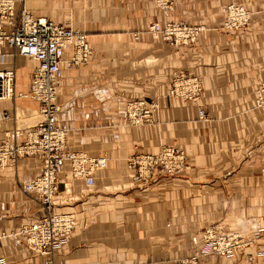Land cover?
<instances>
[{
  "label": "crops",
  "instance_id": "crops-1",
  "mask_svg": "<svg viewBox=\"0 0 264 264\" xmlns=\"http://www.w3.org/2000/svg\"><path fill=\"white\" fill-rule=\"evenodd\" d=\"M228 3L249 10L245 26L222 27ZM13 8L80 30L92 49L85 65L61 64L56 124L66 129L67 150L102 156L105 166L88 186L63 164L52 210L72 213L75 227L54 249V262L170 264L195 251L201 231L216 225L251 242L228 256L202 255L198 264H264V108L253 102L256 81L264 78V0H173L168 20L201 26L192 41L177 45L148 31L161 20L152 0H13ZM69 55L67 48L62 59ZM8 66L0 61V68ZM13 66L16 96L0 100V140L10 145L22 143L41 120L37 103L18 95L27 93L35 62L15 56ZM181 72L200 79L198 105L206 118L198 120L189 101L166 95L170 78ZM134 98L156 103L151 123L120 122V110ZM160 145L182 149L188 168L133 181L126 159ZM39 168L37 158L23 156L0 168L6 264L47 258L8 235L43 214L20 188Z\"/></svg>",
  "mask_w": 264,
  "mask_h": 264
},
{
  "label": "built area",
  "instance_id": "built-area-1",
  "mask_svg": "<svg viewBox=\"0 0 264 264\" xmlns=\"http://www.w3.org/2000/svg\"><path fill=\"white\" fill-rule=\"evenodd\" d=\"M160 13L161 20L152 22L148 31L170 45L192 41L201 26L168 20L173 0H152ZM224 29H239L249 20L248 9L233 3L223 6ZM136 39L137 34L132 36ZM6 48L5 52L3 49ZM70 55L63 60L65 49ZM92 54L86 35L68 24L54 23L43 17H35L24 8L17 12L13 0H0V61L9 66L0 68V100L12 99L15 71V56L35 62L29 76L28 91L18 94L34 100L41 120L25 133L20 144L10 145L8 139L0 140V168L15 163L19 157H35L40 162L38 172L20 184L22 191L37 201L42 216L21 226L8 235L16 243L39 254L46 255L43 264H56L52 258L54 249L74 230L75 220L70 212H53V199L58 186L57 178L63 164L67 163L69 175L82 179L88 186L94 183L93 173L105 166L102 156H88L85 153L65 148L66 129L56 124L59 105L56 102L55 82L61 75V64L69 69L85 65ZM3 58V59H2ZM199 79L190 74L173 75L166 91L167 96L189 101L196 107L197 118H205L198 105ZM254 107L264 108V78L256 81L253 89ZM157 105L143 98L128 100L120 110L119 120L124 125L139 126L152 122ZM126 167L133 172L132 179L138 183L149 181L153 174L174 176L188 168L187 158L176 145H161L155 152L134 153L126 159ZM264 234V228L262 229ZM3 236L0 233V237ZM201 247L188 256L173 260V264H197L198 258L206 253L228 256L235 251L239 240L234 234L221 233L217 226H207L201 231ZM0 264H6L0 258Z\"/></svg>",
  "mask_w": 264,
  "mask_h": 264
},
{
  "label": "rangeland",
  "instance_id": "rangeland-1",
  "mask_svg": "<svg viewBox=\"0 0 264 264\" xmlns=\"http://www.w3.org/2000/svg\"><path fill=\"white\" fill-rule=\"evenodd\" d=\"M26 59H28V58H26ZM30 60V59H29ZM181 73H183L184 75H186V73L185 72H181ZM190 75H193V74H190ZM194 76H196V75H194ZM197 77V76H196ZM198 78V77H197ZM199 79V78H198ZM199 81H200V79H199ZM169 83V82H168ZM200 92H201V89H200ZM199 95H200V93L198 94V99H199ZM205 113V112H204ZM205 118H206V114H205ZM153 121V120H152ZM161 146V145H160ZM188 164V163H187ZM212 226H216V225H212ZM264 228V226L262 227V229ZM262 229H261V231H260V233H261V237H263L264 238V234L262 233ZM221 233H225V234H234V235H236L237 236V240H239V245L236 247V249H235V251L234 252H232V254L233 253H236V252H238V250L240 249V248H242V247H244V246H247L250 242H251V239H248V238H246V237H244L243 235H241L242 233H240V232H237V231H234V232H229V231H227V232H223V231H220ZM201 245H202V243H201V237H200V244H199V247H198V249L201 247ZM261 253L262 254H264V251H261ZM206 254H211V253H206ZM205 255V254H204ZM185 256H188V255H184V256H181V257H178V258H176V259H174V260H179V259H182V258H184ZM247 256L248 257H250L251 256V253H249V254H247ZM173 261H171V263L170 264H173L172 263ZM197 264H198V262H197Z\"/></svg>",
  "mask_w": 264,
  "mask_h": 264
},
{
  "label": "bare ground",
  "instance_id": "bare-ground-1",
  "mask_svg": "<svg viewBox=\"0 0 264 264\" xmlns=\"http://www.w3.org/2000/svg\"><path fill=\"white\" fill-rule=\"evenodd\" d=\"M239 6V5H238ZM198 119V118H197ZM199 120V119H198Z\"/></svg>",
  "mask_w": 264,
  "mask_h": 264
}]
</instances>
